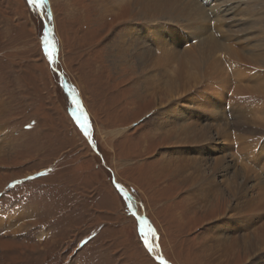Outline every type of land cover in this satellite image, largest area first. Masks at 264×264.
Returning a JSON list of instances; mask_svg holds the SVG:
<instances>
[{"label": "rangeland", "instance_id": "374dc122", "mask_svg": "<svg viewBox=\"0 0 264 264\" xmlns=\"http://www.w3.org/2000/svg\"><path fill=\"white\" fill-rule=\"evenodd\" d=\"M106 3L47 0L38 12L28 0H0V264H161L157 256L168 264H264V242L253 249L245 240L264 225V14L258 7L243 23L233 9L225 23L209 12L206 32L168 25L180 52L194 55L208 31L229 48L212 54L205 78L186 71L182 93L171 99L162 85L144 92L149 74L141 76L135 55L145 53L124 43L131 27L144 25V14L128 0ZM49 30L56 64L43 51ZM160 60L170 80L180 64ZM73 89L90 118L91 139L72 115ZM179 113L186 125L211 128V146L173 151L177 142L165 135L172 124L162 119ZM168 154L192 155L203 165L222 160L231 167L217 180L245 171L249 192L239 205L226 188L225 197L214 193L196 204L181 178L159 175ZM192 172L200 178L195 168L186 175ZM138 218L159 237L152 253ZM16 224L17 235L10 231ZM225 226L235 246L209 258L204 245L227 242L216 236Z\"/></svg>", "mask_w": 264, "mask_h": 264}, {"label": "bare ground", "instance_id": "6f19581e", "mask_svg": "<svg viewBox=\"0 0 264 264\" xmlns=\"http://www.w3.org/2000/svg\"><path fill=\"white\" fill-rule=\"evenodd\" d=\"M115 1L117 4L118 0H107L106 4L112 6V3ZM201 1L200 0H128V2L134 3L133 5H134V7H136V10H138L139 13H143L144 17H145L143 19L144 25L142 24L143 26H141L139 24H135L134 27H131L132 28L131 32L126 33V37H125V41H124V43H126V44H127V42L137 44L136 48H138L141 52L145 53V54L135 55V58H136V61L138 62V65L143 68L144 73L141 76L144 77V75L146 73L149 74V76L143 80L144 86L142 88L144 89V92L145 91L147 92L148 90L154 89V87L158 88L157 85H159V86L162 85V86H165L164 88H166V90L169 92L168 95H169V97H171V99L178 98V95H180L182 93L181 92L182 90H181L180 79L183 75H185L186 71H187V73H190L191 71L197 72V70H199V73L205 78L207 75L205 74L206 72L205 73L202 72V69H204V65L207 64V62L210 60V58L212 57V54L214 55L215 51H219V53H220L221 50H228L229 49L228 47L224 46L223 43L218 42L213 37V35L208 31L206 39L204 38V40H206L204 43L201 39L197 40L198 41L197 47H193L194 52H195L194 55L192 54L193 52H191L190 50L187 53L186 52H180L181 50L179 48H177L179 45V41L177 40V38L174 35H172L173 29L168 28L170 26V24H173L174 26L179 25L181 27L190 26V29H193L196 32H197V30L206 32L207 28L204 25V23L208 22L207 20L209 19V16H210L209 12H211V15L218 16L219 17L217 19L218 21L225 22V23L228 22V19H227L228 15H230V13L234 12L235 10H236L235 12H237L238 15L241 16V18H242L241 21L243 23H246V19L251 16L252 12L257 11L258 7L260 8L259 9L260 14H262V15L264 14L263 13L264 12L263 11L264 0H234L235 2H233V3H231V0H218L217 4L220 5L219 8H218L217 4L215 6L212 4V1H216V0H201ZM234 3H235V5H234ZM211 5H213V6L209 9H206L204 7V6L210 7ZM235 8H237V9H235ZM233 9H234V11H233ZM139 19H141V18L140 17L136 18L135 21H140ZM136 25H138V26H136ZM166 28H168V29H166ZM182 33H184V32L182 31ZM135 34H138V35L141 34L138 37L139 39L137 40V42H135L133 40ZM168 37L169 38L171 37V42L168 41L169 40ZM127 47H129V46H127ZM190 47L192 48V46H190ZM167 48H169L168 49L169 53H167V51H166ZM195 48H196V50H195ZM156 55L162 57L163 61H166V62H169L173 58H177L176 62H178L180 65H179V67L175 73V76L171 77L170 80H168L167 74L161 73L163 71L162 66H164V65H162L163 64V62L161 61L162 59L160 60V57L158 58ZM165 65H166V63H165ZM148 66H150L152 68L151 72H154V74L149 73V71L147 70ZM218 66H220V64H215V67H217L216 69L219 68ZM174 70H176V69H174ZM155 71L157 73H155ZM212 72H214V71H212ZM216 73H217V71H216ZM173 110H175V109H173ZM168 112L169 111H166L164 113L165 117L167 115H170V113L168 114ZM162 120L166 123L167 122L169 123L167 125V127L172 124L171 129H167V130L165 129L166 130L165 135L167 136V140H169V142L170 141L171 142L172 141L177 142L175 144H172V145L177 146V147L172 148L173 151L178 149L179 153L183 152V148H186V146H190V147H192V149L196 150L195 148L197 145H199V144L201 145V143H209V141L211 142V140H210L211 128L209 129L208 127L194 126L193 123H192V125H186L185 124L186 118L184 117L183 113H179L178 115H176V117H174L173 120L170 119L171 121H168L167 119H166L167 120L166 121L164 118ZM161 129H163V128H161ZM115 134L120 136V135H122V132L119 130V131L115 132ZM210 144L211 143H209V146H211ZM178 146H180V147H178ZM224 148H226V146H224ZM179 156L183 157V155H179ZM191 156H189L190 160H187V159L176 160V159L170 158L171 156L169 154L166 155V157L163 159V162L160 164V168L162 169L161 170L162 173H159V175L160 174L164 175L165 173H163V171L166 170L167 171L166 173H171L170 177L181 178V180H183V182L185 184H187L189 186V188L191 189L189 197L190 198L193 197L192 201L195 202L196 204L201 202V205H202V202L205 201L211 194H214V193H221L222 196L224 195V197H225L226 192H227L226 189H229L228 192L233 196L235 205H239V203H241L243 196H245L242 194H245V192H247V193L249 192L248 191V189H249L248 185L249 184H248V179H246V174L244 173L245 171L238 169V170H236L235 173H233L229 177H228L229 174L228 175L225 174L224 176H227V177H225L223 181H220V180L218 181L217 180L218 179V172L221 170L226 172V170H228L231 166H225L224 167L223 165H226V164H223L222 160L217 161V162L214 161L215 162L214 165H211L209 163L208 164L205 163L203 165L202 162L198 163L195 160L197 157L195 159H193V157H191ZM200 158H201V156H200ZM193 168L197 169V171L200 172V174H199L200 178L193 176L194 175L193 172H192V175L191 174L186 175L187 171L190 169H193ZM250 171H249V175H250ZM257 177H259V176H257ZM243 201H244V199H243ZM208 203H209V201H208ZM133 207H134V209H136L134 204H133ZM7 222L8 221H6V223ZM9 222L11 223V220ZM3 224H1V225H3ZM19 227H20L19 224L18 225L16 224L15 226H13V229L10 230L11 233L17 235L19 233V231H18ZM231 228L232 227L225 226L224 229H218V231H216V232H218V234L216 236L225 237L227 239V242H223L221 240L218 241L219 239H214L213 243H212V239H209V242L207 241L208 243L206 245H204V249L207 250L208 252H210V255L208 256L209 258H210V256H214L213 255L214 253L222 251L225 248H226L225 250H227V248L232 249V247L235 246L236 242L231 239V237H230L231 235H229V233H228L229 231L232 230ZM245 240H246V246L247 247L250 246L249 248H253V249L256 248L257 249L258 247H260L259 245L261 243L263 244V242H264V225L262 226V229L260 232H258V233L255 232V234L253 236H251L250 238H247ZM219 253H217V254H219Z\"/></svg>", "mask_w": 264, "mask_h": 264}, {"label": "snow or ice", "instance_id": "6c2138e0", "mask_svg": "<svg viewBox=\"0 0 264 264\" xmlns=\"http://www.w3.org/2000/svg\"><path fill=\"white\" fill-rule=\"evenodd\" d=\"M28 3L31 4L34 8H36L39 12V10L45 8L47 4V0H28ZM46 16L51 17L52 13L49 11L45 13ZM51 36V30L46 31L43 33L42 36V45H43V51L45 55L47 56L49 62L51 64H56L57 63V55H58V47L57 43L53 38H50ZM67 86V85H66ZM73 94V103L76 105L74 108L72 115L75 119L76 124L80 127V129L83 131L85 136H88L91 139V132H92V125L90 118L87 114V111L83 107L82 101L78 98L79 94L75 92V90H72ZM39 175H44V173H38ZM28 179H35V177H29ZM120 191L123 192V188L120 185H116ZM125 198L129 201H131V197L127 194L124 193ZM133 215L135 213L133 212ZM140 219V228L139 232L143 240V244L147 251L149 253L154 252L155 248L158 247V240L159 237L156 233V230L151 227V225L148 226L147 230H145V223L146 221L143 218H138ZM151 237V239H150ZM156 259L161 261V264H168L166 260L163 259V257L157 256Z\"/></svg>", "mask_w": 264, "mask_h": 264}, {"label": "water", "instance_id": "95a60500", "mask_svg": "<svg viewBox=\"0 0 264 264\" xmlns=\"http://www.w3.org/2000/svg\"><path fill=\"white\" fill-rule=\"evenodd\" d=\"M87 138H88V136H87ZM158 260V259H157ZM160 263H161V261L160 260H158Z\"/></svg>", "mask_w": 264, "mask_h": 264}]
</instances>
